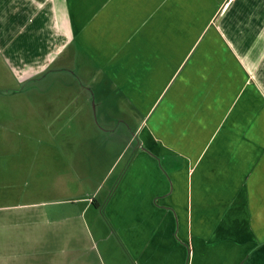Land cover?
Returning a JSON list of instances; mask_svg holds the SVG:
<instances>
[{
    "label": "crops",
    "instance_id": "0c3cea01",
    "mask_svg": "<svg viewBox=\"0 0 264 264\" xmlns=\"http://www.w3.org/2000/svg\"><path fill=\"white\" fill-rule=\"evenodd\" d=\"M257 56L264 0H0L4 67L22 84L63 61L54 72L68 73L61 113L56 98L46 114L101 121L58 130L63 144L79 132L101 149L89 169L83 154L75 164L78 185L97 180L85 206L50 199L79 206L61 227L45 231L44 203L18 204V180L0 177V264H107L108 255L116 264H264V193L254 186L263 81L256 68L247 79L244 60ZM124 103L139 123L104 157L118 121L131 117ZM3 165L17 174L15 163ZM90 205L105 216L99 233L83 218Z\"/></svg>",
    "mask_w": 264,
    "mask_h": 264
},
{
    "label": "rangeland",
    "instance_id": "374dc122",
    "mask_svg": "<svg viewBox=\"0 0 264 264\" xmlns=\"http://www.w3.org/2000/svg\"><path fill=\"white\" fill-rule=\"evenodd\" d=\"M212 43L213 42H211V44ZM244 60L246 62V64H244L248 68L247 79H252V81H254V69L256 68L257 73L261 76L263 81L262 132L257 138L259 141H262L263 153L259 165L261 175H257V177L260 176V178H257L256 181L258 182V180H260V183L258 182L257 185L254 186L258 188L257 190L263 191L264 193V56L246 57ZM62 62L63 61L60 60L52 65L40 79L35 78L30 82L19 84L18 81L15 80L14 74L4 67L3 60L0 57V167H2L0 168V177L18 180V204H25L31 201L44 203V206L40 208V211L43 213V222L40 226L45 227V231L48 226L51 228L61 227L63 224L62 219L68 217V214L75 212L74 216L77 215L76 209L79 208V206H85L88 203L89 197L93 195L98 187V185H95L97 181L95 176L90 179L91 182L85 180L86 185L85 182L78 185L74 175L78 171L81 172V170L75 166V164L79 163V155L83 154V156L87 157L85 163L87 169H89V162L92 156L97 159L101 149L95 153L93 149L87 148L93 146V144H91L92 141L88 136L84 137V135L79 132H77V134L81 136L69 138L71 144H63L64 140L62 134L58 130H61L66 124V127L71 126V128L78 129V131H81L79 129L85 125L84 128L87 127L88 131H92L95 129L96 124H101V121H97L95 118H93L94 120L89 118V120H85V122H67L64 120L62 114L56 119H53V115L52 117L46 114L48 110L47 106L44 105L46 99L50 102L56 98L60 104L53 106V109L57 111L53 113H61L60 105H62L63 93L65 92L62 83L64 76L68 73H66V71H62L61 73L54 72H58L56 71V67H62ZM72 68L75 70L74 66ZM91 91L92 92L88 90L91 97L98 95V90L97 92L93 89ZM102 93H105V90H102ZM96 99L97 98H94V100ZM92 106L95 108V104ZM121 107H125L128 114L131 115L129 105L124 103ZM246 117L249 131L251 128L249 127L250 122L254 124L253 121L255 118L254 107L250 105L249 101ZM138 123L139 120L132 115L129 120L123 122L118 121L120 137L117 142H114L112 145L113 152H108V154H106L104 149L103 156L112 158L122 147L123 136L127 137L128 134H131L129 131L130 127L133 128V126H136ZM85 138H88V141H85ZM83 139L85 145L78 150V153L76 150L73 151L72 148H78ZM106 142V138L102 140L105 146L107 144ZM95 159H93V162ZM8 162L16 164L15 172L17 171V174L12 176V178L4 175L5 171L3 164ZM56 163H61L62 166L59 167ZM88 172L90 171L88 170ZM252 176L256 177L255 175ZM68 180L73 184L69 183ZM109 184L110 181L105 184V187L103 186L104 189L106 186H109ZM72 189L75 190V192H73ZM70 196H76L79 199L85 198L87 201L80 202L79 206L74 205L71 201H50V199H63L64 197ZM84 217L89 221L90 227L96 232L99 233L98 230L104 227L102 221H105V216L97 209L96 205H90L86 215H83V218ZM97 236L100 238L98 234ZM58 240L61 242V236ZM112 255L114 256L115 254L113 253ZM109 257L108 255V257L105 258L107 264H116L118 258L112 257L109 259ZM117 264L128 263L125 262L124 258L120 257Z\"/></svg>",
    "mask_w": 264,
    "mask_h": 264
}]
</instances>
